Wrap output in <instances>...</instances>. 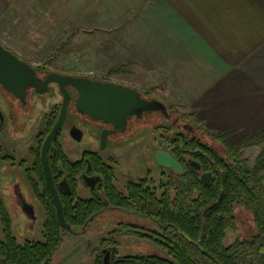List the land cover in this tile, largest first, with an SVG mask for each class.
<instances>
[{"label":"flooded vegetation","instance_id":"af4514ba","mask_svg":"<svg viewBox=\"0 0 264 264\" xmlns=\"http://www.w3.org/2000/svg\"><path fill=\"white\" fill-rule=\"evenodd\" d=\"M0 43L31 65L37 83H26L31 77L26 68H22L24 66L8 72L13 75L12 79H20L23 83L14 91L0 81V193L5 197V200L0 198V241L6 239L7 223L3 222V212L10 223L11 237L19 246L45 241L44 203L50 196L61 235L50 259L40 264H51L56 254H59L58 264H174L175 238L179 234L173 221L177 216L175 211H184L183 216L189 217L193 208L190 205H176V198L182 191L180 188L188 185L184 188L196 196L198 181L202 186L216 181L217 170L213 168L216 164L212 163L213 166L209 167L205 162L204 159L208 157L205 147H213L221 158L224 156L223 146L199 135L187 118L177 114L169 100L157 95L154 90H141L142 87L131 86L111 77L117 74L87 77L133 87L147 100H161L165 109L131 115L123 127H117L112 121L105 122L81 113L76 107L77 88L66 84L65 89L70 97L64 122L53 139L46 142L61 115L65 98L61 84L53 79L54 76L86 75L62 68L56 63L57 66H52V61L38 63L1 40ZM35 128L39 130L31 142V132ZM73 128L79 129L77 135L71 133ZM145 132L161 135L165 143L152 145L150 155L147 153L144 159H134L132 163L124 165L123 172L120 171L117 154L106 149L110 144H115L117 148L122 141L137 138ZM179 134L199 136L202 147L193 149L187 140L176 141ZM79 142H83L86 149L81 158L75 159L65 147L74 154ZM44 158L61 200L64 218L63 199L73 202L70 211L80 208L75 204L79 199H97L101 202L83 225H72L66 218L70 228L60 225L53 193L47 182ZM79 183L90 188L89 197L79 195ZM35 199L44 210V238L41 240L27 238L39 219ZM135 201L145 204H136ZM86 208L89 209V206ZM10 213L17 219L18 237L26 238L24 242H20L14 233ZM236 220L237 225L242 222L253 229L251 217L244 210H237ZM93 228L100 235L84 237ZM63 233L73 235L70 241L64 242Z\"/></svg>","mask_w":264,"mask_h":264},{"label":"crops","instance_id":"0c3cea01","mask_svg":"<svg viewBox=\"0 0 264 264\" xmlns=\"http://www.w3.org/2000/svg\"><path fill=\"white\" fill-rule=\"evenodd\" d=\"M35 16L41 36L86 33L109 72L133 74L231 145L264 138V0H0V38L39 36Z\"/></svg>","mask_w":264,"mask_h":264},{"label":"trees","instance_id":"16d2710c","mask_svg":"<svg viewBox=\"0 0 264 264\" xmlns=\"http://www.w3.org/2000/svg\"><path fill=\"white\" fill-rule=\"evenodd\" d=\"M61 45L63 43L60 47ZM60 51L55 52L49 59L55 58ZM121 71L122 68L115 69L109 74ZM140 89L152 91L153 87ZM175 110L190 119V114ZM190 121L199 135L207 141H217L223 146L224 156L220 158L213 147H205L209 157L204 159L205 162L209 167L213 166L212 163L216 164L213 167L217 170L216 181L204 186L198 181L196 196L184 188L188 185L180 188L182 191L176 198V205H190L193 208L189 217L183 216L184 211H175L177 216L173 221L179 234L175 238L177 243L174 264H264V138L257 134L249 140L231 145L227 141L228 132H215L203 127L194 119ZM176 139L178 142L187 140L193 149L202 147L201 138L196 135L187 137L185 134H179ZM252 145L262 147L253 164H250L243 156L242 149ZM135 203L145 204L143 201ZM135 203L133 205H136ZM72 204L70 200L63 199L65 218L70 224L81 226L101 202L97 199H79L75 204L80 208L70 211ZM44 206L46 239L43 242H28L25 246L14 242L7 215L2 213L3 222L7 225L6 239L0 241V264H40L50 259L56 243L60 240L61 230L50 196H47ZM239 209L251 217L252 233L225 246L227 230L237 226L236 213Z\"/></svg>","mask_w":264,"mask_h":264},{"label":"rangeland","instance_id":"374dc122","mask_svg":"<svg viewBox=\"0 0 264 264\" xmlns=\"http://www.w3.org/2000/svg\"><path fill=\"white\" fill-rule=\"evenodd\" d=\"M32 24L35 25L37 29L31 32L34 35L38 32L40 34L39 36L35 35L32 37H29V36L19 37V36L10 35L11 37L1 36L0 40L6 45H8L9 47H11V49L19 51L21 54L24 55V57L25 56L29 57L30 59H33L37 61L38 63H42L45 60L46 62L52 61V63H50L52 66H55L57 64L61 66L62 68L66 67L69 70L78 72L82 75L84 74L86 76H93V77L102 76L103 77L109 74V70L107 69V62L99 60L97 58L99 53L98 52L92 53L93 47L87 45V40H86L87 34L86 33H83V32L80 33L78 31L71 32L69 34H66L64 38L61 37L62 35L61 36L60 35L59 36H41L40 30H39V26L41 25V22L36 20V16L34 17ZM78 33L80 34V37L75 39L74 41V38ZM95 41H97V39H95ZM62 43L63 45H61L60 47V44ZM96 44H98V42H96ZM59 51L60 53L56 55L55 58L52 57V59H49V57H51L55 52H59ZM125 73L126 72H122V73H119V75H115L111 77L114 79L118 78V80L121 79L124 82H126V84H129L131 86L134 85L140 88V86L136 84L135 76L133 74H130L129 76H125L126 75ZM153 90H154V93H156L157 95L159 94L155 89ZM177 114H180V113H177ZM191 119L193 118L190 117L188 121H190ZM38 130L39 128H35L34 130H32L31 136H30L31 142L34 141L35 135L38 132ZM214 142H217V141H214ZM164 143H165V140L162 138L161 135L157 133L145 132V133H142L137 138L135 137L134 139L122 141L120 144H118L117 148H115V144H110L108 148L106 149V151L112 150L117 154V157L120 160V167L118 168L120 171L123 172L125 168L124 165H126L127 163L129 162L132 163L133 161H135L134 159H137V158L144 159L145 156L148 155L147 153H149L150 155V147L152 145L154 146V145H159V144H164ZM253 146L254 145L251 146V148L249 149L247 153V155H251L248 158L249 159L248 161L250 164H253V160L256 154L258 155L259 152L261 151L260 147L254 148ZM65 149L72 158L79 159L81 158L82 153L84 152L86 148L83 142L81 143L79 142L76 146V153L72 154L66 147ZM250 151L252 153H250ZM123 183H124V180L122 181V183L120 182V185L122 186ZM78 193L81 197H84V198L89 197L91 195L90 188L84 185L83 183H79ZM0 196H1L0 197L1 199L5 200V197L1 193H0ZM35 201L37 200L35 199ZM38 203L39 202L37 201L39 219L35 225L34 231L29 236H27V238L31 240H41L44 238L43 236L44 210L40 207V204ZM10 214L12 217L14 233L18 237V233H17L18 228L16 225L17 219L13 217L12 213ZM248 225L249 224L238 222V225L236 226V228H229L227 230L226 237L224 239V245L225 246L231 245L232 243L236 242L238 239H242L245 235L247 236L250 233H252V229L248 228ZM98 235H100L99 232L96 230V228H93L89 231L88 234L84 235V237L94 238ZM72 236L73 235L70 233H63L64 242L70 241V238ZM25 239L24 237H21V238L18 237V240L20 242H24ZM58 259H59V254H56L51 264H58Z\"/></svg>","mask_w":264,"mask_h":264},{"label":"water","instance_id":"95a60500","mask_svg":"<svg viewBox=\"0 0 264 264\" xmlns=\"http://www.w3.org/2000/svg\"><path fill=\"white\" fill-rule=\"evenodd\" d=\"M19 67L26 68L28 76L31 77L26 80V83L30 82L37 85L35 72L31 65L21 60L16 54L7 50L0 43V81L12 91L20 87L23 83L20 79H12L11 76L13 75H9L8 72H13ZM53 79L61 84L65 98L61 115L48 135L46 142L53 139L64 122L70 97L65 89L66 84H71L77 88L78 97L76 99V107L81 113H86L105 122L112 121L117 127H123L131 115H141L146 110L165 109V104L161 100H147L141 96L139 90L113 81H102L87 76H74L69 74L56 75ZM78 132V128H73L71 131L74 135H77ZM44 162L48 177L47 182L53 193L59 223L62 227L68 229L70 226L64 218L62 203L57 195L52 178L48 174L49 167L45 158Z\"/></svg>","mask_w":264,"mask_h":264}]
</instances>
